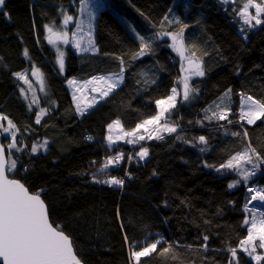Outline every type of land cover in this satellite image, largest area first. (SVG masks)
Instances as JSON below:
<instances>
[{"label": "trees", "instance_id": "1", "mask_svg": "<svg viewBox=\"0 0 264 264\" xmlns=\"http://www.w3.org/2000/svg\"><path fill=\"white\" fill-rule=\"evenodd\" d=\"M184 1L104 0L110 7L96 19L99 52L78 54L69 48L65 76L58 71L45 26L61 21V7L76 14L80 0H6L4 12L10 19L0 13V113L19 129L17 145L23 149L11 150L17 167L9 176L40 193L51 222L71 237L84 264H130L128 243L143 242L146 236L149 240L163 237L170 244L179 242L175 245L179 260L153 254L142 258L141 264H228L227 245L236 247L247 235V226L242 224L249 215L243 211L245 184L229 189L239 179L235 172L205 166L219 167L242 149V138L225 135V128L242 131L240 125L215 120L201 125L197 121L203 120V110L229 88L233 113L239 108L240 92L264 98V33L257 36L253 27L243 28L238 2ZM173 14L188 25L186 46H195L202 60L205 75L190 81L199 91L188 102L180 98L172 110L169 119L177 126L176 133L163 135V140L109 147L107 126L120 119L127 129H133L156 115L155 101L171 94L182 73L167 38L152 41V52L131 60L126 54L138 50L139 42L123 19L142 35L152 37L177 29L175 24L161 28L163 17L171 19ZM242 28L245 32H240ZM25 49L28 57L23 54ZM116 56L126 60L124 83L93 109L78 115L65 80L119 71ZM33 67L39 68L48 90L44 99L48 112L40 124L35 123L37 109L29 110L20 93V80L14 75ZM244 126L253 146L264 155V119L255 125L244 122ZM87 134L94 140L89 141ZM177 135L184 139L177 140ZM201 135L209 141L205 152L200 151L205 146L194 140ZM2 137L5 145L8 137ZM45 140L46 150L31 153L33 145ZM142 146L149 149V156L132 164V176L123 193L119 186L93 181V174L100 180L122 174L116 166L107 170L108 175L98 169L109 156L134 148L139 152ZM253 180L264 185L260 171ZM204 235L209 236L207 251L201 247ZM242 264L255 261L242 256Z\"/></svg>", "mask_w": 264, "mask_h": 264}, {"label": "snow or ice", "instance_id": "2", "mask_svg": "<svg viewBox=\"0 0 264 264\" xmlns=\"http://www.w3.org/2000/svg\"><path fill=\"white\" fill-rule=\"evenodd\" d=\"M237 0H222L223 4L236 3ZM243 7L239 10L238 15L243 19L245 25L250 28L264 24V0H260L259 3L256 0H242ZM6 7V0H0V13L8 16L7 12H4ZM110 4L105 3L104 0H80L79 12L81 14L87 12L88 16V31L84 32V21L81 20L76 25V31L71 34V41L69 39V33L67 31L54 32L53 27L46 25L49 36L47 37L50 44H55L57 40L67 45L70 42L74 47L81 52L97 53L99 49L95 46L93 39V21L97 19L98 13L102 12L106 8H109ZM250 9H254L253 14ZM63 11V10H62ZM234 11H236L234 9ZM172 13V9H169ZM10 19V16H8ZM74 17L64 13L63 26H67L73 21ZM177 25V29L173 31H161L154 34L152 37H146L141 35L136 29L131 28L132 33L136 40L139 42V48L136 51L127 53L131 60H136L144 55L153 51L152 41L160 39L162 37H170L172 44L170 45L173 50L181 57L182 60L187 61V67L182 66V70L186 73L182 77V93L173 87L171 94L163 99L155 101L158 106V113L149 119L143 120L137 124L131 131H125L123 125L119 119L114 120L108 127L109 135L107 136V142L109 145L115 144L117 140H122L125 137H132L128 143H137L145 140V135H139V130L143 129L147 134V139H159L163 140V135H155L154 133L167 132L169 134L177 132V126H172L173 122L169 121V115L171 110L176 108L178 97L184 102H188L193 97L194 93L199 90L190 85L191 76L203 77L205 70L202 60L197 56V49L195 46L188 47L185 43L184 32L188 27L183 23L178 15L173 14L170 19L168 15L163 17L161 21V28L164 25ZM243 32L244 29L242 28ZM55 37V39H53ZM87 37L86 46H84V39ZM247 39L245 35L243 37ZM58 51V64L61 71L65 67V53ZM187 53V54H186ZM24 56L28 57V50H24ZM105 55H109L105 53ZM115 59L119 60V72L110 73L106 76H93L91 80L87 81V84H96L98 87L93 88V91L100 93V98L103 99L109 96L116 88L123 83L124 72L126 70V60L124 56H116ZM19 80L27 84L29 89L32 90V98L29 103V109L32 105H39V99L36 96L35 90L32 88V82L28 79L27 73L17 72L14 74ZM32 76H36L40 80V90L44 91L45 83L39 68H36L31 72ZM70 85H76L77 82L69 80ZM152 83H155L153 80ZM22 94H25V89H20ZM79 91V88H77ZM240 97V105L237 113L232 112V89H227L221 97H218L217 101H213L208 108L204 109L203 120L197 121L203 125L207 120L212 122L213 120L227 121L228 124H239L242 131H229L225 128V125L221 124L220 128H225V135H231L244 140V146L235 154L231 155L226 162L216 167L215 165L205 164L206 167L215 168L217 172L224 170L225 172H235L239 179L234 180L228 185L229 189L235 188L241 183L246 186L247 195L245 197V204L243 211L249 215L242 221L244 226H247V235L240 239L238 246L233 247L226 245V250L230 253V259L228 264H242V256H246L255 261V264H261L264 262V252H258L257 249L264 250V185L256 183L253 178L257 176L258 171L261 170V166L264 165V155L261 151H258L257 147L253 146L249 137L247 127L244 126V122L247 125H255L257 121L264 119V98L256 99L252 95H248L244 92L237 94ZM25 99H28L25 94ZM74 99H77L74 96ZM95 101H93L94 103ZM92 103L87 105V108H91ZM87 108H83L79 103L76 105V111L82 116L86 112ZM48 109L40 108L39 113L36 115L35 123L40 124L41 119L46 115ZM237 116L238 118L233 120L231 117ZM164 121L161 124V121ZM3 122H6V126ZM191 123V122H190ZM149 126H152L151 130ZM113 129H118L122 135H117L115 138L112 135ZM0 135L3 133H9L11 142L6 146L8 149V156L11 155V150L15 149L17 152L23 151L18 147L16 133L19 131L16 125L7 115L0 113ZM91 140L92 137H87ZM177 140L184 139L182 136L177 135ZM194 140L198 141L201 152L207 151L208 139L201 135ZM185 143H192V141L184 140ZM47 140L40 145H33L31 153H37L41 148L47 149ZM193 146H197L193 144ZM136 155L144 160L149 156V149L147 147H141V150ZM125 159L123 153H119L114 157H108L103 166L98 169L100 173L108 175V169L110 167L120 164ZM131 159V158H130ZM250 166V167H249ZM17 167L16 159H9L5 154V145L0 144V264H82V261L78 258L74 251L73 242L69 235L65 233L62 227L53 226V223L49 219V211L45 201L41 198L39 192L33 194L29 189L16 179H9L8 172L14 171ZM155 174V173H154ZM93 181L95 183H103L112 186L124 185L123 178H117L109 176L108 179H97L93 174ZM251 181V183H249ZM255 202V203H254ZM234 203V202H233ZM251 205V206H250ZM259 205V206H257ZM205 223H209L205 221ZM123 228V225H121ZM151 235V234H149ZM126 242L129 241L127 234H124ZM209 240L208 235L203 236L204 243L201 247L207 251ZM179 242L167 243L163 237L154 238L149 240L145 237L143 242L133 241L128 243L129 261L130 264H141L142 258L151 257L153 254L165 259H171L173 261L179 260L178 253L176 252L175 245ZM189 249L191 245L187 246Z\"/></svg>", "mask_w": 264, "mask_h": 264}, {"label": "rangeland", "instance_id": "3", "mask_svg": "<svg viewBox=\"0 0 264 264\" xmlns=\"http://www.w3.org/2000/svg\"><path fill=\"white\" fill-rule=\"evenodd\" d=\"M237 2L241 5V7H240V10L242 9V7H243V2H242V0H237ZM256 2L257 3H259L260 2V0H256ZM79 8H80V4H79V6H78V8H77V13L76 14H74L73 12H71L72 11V9H70V8H63V7H61V12H62V14H61V17H62V19H61V21H60V23H57V22H55V21H53V22H51V23H49L48 24V26H51V27H53V31L54 32H59V31H67L68 33H69V39H70V41H71V34L73 33V32H75L76 31V25H77V23L79 22V21H81V20H83L84 21V25H83V27H84V32L86 33L87 31H88V16H87V12H85V13H83V14H81L80 12H79ZM63 10V11H62ZM250 11L253 13V14H255L254 13V9H250ZM67 13L68 15H72L73 17H74V19H73V21L67 26V28H64V26H63V19H64V13ZM98 15H99V13H98ZM97 15V16H98ZM242 19V18H241ZM123 22H124V24L127 26V28L129 29V31H130V34L135 38V36H134V33H132V31H131V28H133L134 27V25L131 23V22H129V21H127V20H125V19H123ZM93 39H94V42H95V46L98 48V46H97V44H96V35H95V25H96V20H94L93 22ZM241 25L243 26V28L246 26L247 27V25H245L244 24V22H243V19H242V23H241ZM135 28V27H134ZM136 29V28H135ZM136 31L137 32H139L137 29H136ZM253 31H255V34L257 35L258 33H260V32H263L264 31V24H261V25H258V26H256V27H253ZM140 33V32H139ZM141 34V33H140ZM142 35V34H141ZM49 36V33L47 32V35H46V40H47V42H48V39H47V37ZM162 38H167V39H169L170 40V44H172V41H171V38L170 37H167V36H165V37H162ZM53 39H55V37H53ZM86 42H87V37H85V39H84V46H86ZM49 43V42H48ZM52 45V48H53V50H54V52H55V56H56V65H57V68H58V71L62 74V75H65V67H64V70L63 71H61L60 69H59V64H58V51H57V49L59 48V50L60 51H63L64 53H65V64H66V57H67V52H68V48L69 47H71V49L73 50V51H75L76 53H78V54H83V53H92V52H81V51H78L75 47H74V45H73V43H69V44H67V45H65V44H63V42L62 41H60V40H57L56 41V43L55 44H51ZM172 48V47H171ZM172 51L174 52V55H175V60H177L179 63H181V70H182V66L183 67H187V65H186V62L187 61H184V60H182L181 59V57L173 50V48H172ZM187 54V53H186ZM36 68H30V69H28V70H26V71H23V72H21V73H27V75H28V79L32 82V88L35 90V92H36V96H37V98L39 99V105L37 106V105H32V108L31 109H29L30 111H32L33 109L35 110V109H37V112L39 113V109L40 108H46L47 109V106L46 105H44V99L45 98H48V90H47V87H46V83H45V80H44V83H45V89H44V91H41L40 90V80L36 77V76H32L31 75V72L32 71H34ZM115 72H119V71H115ZM115 72H109V73H103V74H96V75H93V76H106V75H108V74H110V73H115ZM125 72H126V70H125ZM125 72H124V80H123V83H124V81H125ZM186 75V73L182 70V73H181V76H180V79H179V83L175 86V88H177V90L178 91H180L181 93H182V87H183V85H182V77L183 76H185ZM93 76H90V77H87V78H79V77H77V76H74V77H71V78H67L66 80H65V83H66V86H67V88H68V90H69V93H70V95H71V99H72V101H73V104H74V107H75V110H76V105H77V103H79L80 104V106L81 107H83V108H87V105L89 104V103H92L93 104V106L91 107V108H87V110H86V112L85 113H87L88 111H90L91 109H93L96 105H98L99 103H101L103 100H105L107 97H105V98H103V99H101L100 98V93L99 92H97V91H93L92 89L93 88H95V87H98V85H96V84H87L86 82L87 81H89V80H91V78L93 77ZM191 77H196V76H191ZM44 79V78H43ZM75 80L76 82H77V84L76 85H70L69 83H68V81L69 80ZM122 83V84H123ZM122 84H120V86L122 85ZM119 86V87H120ZM19 88L21 89V88H23V89H25V94L27 95V97H28V99H25V94H22L21 93V91H20V93H21V95H22V98L24 99V101L27 103V105H29V103L31 102V98H32V90H30L29 89V87H28V85L27 84H24V82L23 81H21L20 80V85H19ZM77 88H79V91H77ZM117 89V88H116ZM115 89V90H116ZM114 90V91H115ZM113 91V92H114ZM111 94V93H110ZM109 94V95H110ZM74 96L77 98V99H74ZM180 98L178 97V100H179ZM178 100H177V102H178ZM93 101H95L94 103H93ZM157 106V105H156ZM29 108V107H28ZM157 108H158V106H157ZM173 110V109H172ZM171 110V114L170 115H172L173 114V111ZM158 111H159V109H158ZM77 112V111H76ZM84 113V114H85ZM158 113V112H157ZM77 114L78 115H80L78 112H77ZM169 115V116H170ZM81 116V115H80ZM169 118V117H168ZM120 120V119H119ZM121 121V120H120ZM169 121L171 122V120L169 119ZM4 124H5V126H6V122H3ZM121 123H122V125H123V128H124V130L125 131H131L132 129H127L125 126H124V124H123V122L121 121ZM164 123V121L162 120L161 121V124H163ZM172 126H176L174 123H172ZM149 128H150V130H151V128H152V126H149ZM134 129V128H133ZM2 131V130H1ZM139 135H145V140L144 141H148V140H151V139H147V134L144 132V130L143 129H140L139 130V133H138ZM165 134H169V133H167V132H160V133H154V137H155V135H165ZM3 135H5V136H7L8 138L4 141L5 142V146H7L10 142H11V137H10V134L9 133H3L2 134V136ZM109 135V132H108V130H107V133H106V136H105V142H106V144H107V146H109V147H112V148H114V146H116V145H121V144H124V145H130V146H134L135 144H137V143H142L143 141H139V142H137V143H128L127 141L129 140V139H133L132 137H125L124 139H122V140H117L116 141V143L115 144H112V145H109L108 144V142H107V136ZM112 135H113V137L115 138L117 135H122V133H120L119 132V130L118 129H113V131H112ZM154 139V138H153ZM47 142H48V140H47ZM43 144V143H42ZM142 147H146V146H142ZM7 148V147H6ZM140 150H141V148H140ZM137 151V150H136ZM11 154H12V152H11ZM109 157H114V156H109ZM8 158H9V161L11 160V159H13V155H11V158L8 156ZM15 171V170H14ZM263 252V251H262Z\"/></svg>", "mask_w": 264, "mask_h": 264}, {"label": "built area", "instance_id": "4", "mask_svg": "<svg viewBox=\"0 0 264 264\" xmlns=\"http://www.w3.org/2000/svg\"><path fill=\"white\" fill-rule=\"evenodd\" d=\"M87 137H92L93 138V136L90 135V134H87ZM93 140H94V138L89 140V141H93ZM136 152H137L136 148L131 149V150L127 151V152H123L125 159L120 164L116 165V167H119V168H121L123 170V173L118 175V176H116V177L117 178H123L124 181H125L124 184H126L127 181L132 176V173H131L132 164L134 162H138L139 161V157L136 155ZM123 186L122 187L119 186L121 191H122Z\"/></svg>", "mask_w": 264, "mask_h": 264}, {"label": "bare ground", "instance_id": "5", "mask_svg": "<svg viewBox=\"0 0 264 264\" xmlns=\"http://www.w3.org/2000/svg\"><path fill=\"white\" fill-rule=\"evenodd\" d=\"M186 2V1H184V0H175V3L176 2ZM98 17V16H97ZM61 19H62V17H61ZM60 23V22H59ZM240 32H241V30H240ZM243 32H245V29H244V31ZM264 33V31L263 32H260V33H258L257 34V36L259 35H262ZM95 35H96V25H95ZM52 46V45H51ZM70 49H71V47H69ZM68 48V49H69ZM75 52V51H74ZM62 75V74H61ZM63 76H65V75H63ZM191 79H192V77H191ZM191 79H190V81H191ZM178 83H179V81H178ZM177 83V84H178ZM65 85H66V83H65ZM191 85V84H190ZM67 87V86H66ZM69 91V90H68ZM136 153H138V152H136ZM148 158V157H147ZM146 158V159H147ZM146 159H144V160H146ZM144 160H141L140 158H139V161L138 162H143ZM260 172L262 173V175H264V165H262L261 166V170H260ZM256 183H258V184H261L259 181H257ZM128 186V181H127V183L126 184H124V186H123V188H122V191H121V193H123L124 191H125V189H126V187ZM247 193V192H246ZM255 203V202H254ZM251 206V205H250ZM257 206H259V205H257Z\"/></svg>", "mask_w": 264, "mask_h": 264}, {"label": "water", "instance_id": "6", "mask_svg": "<svg viewBox=\"0 0 264 264\" xmlns=\"http://www.w3.org/2000/svg\"><path fill=\"white\" fill-rule=\"evenodd\" d=\"M186 65H187V62H186ZM1 132V131H0ZM0 144H3V137H2V135H0ZM4 145V144H3ZM5 154H6V157L8 158V152H7V149H6V147H5ZM9 159V158H8ZM8 174V176H9V172L7 173ZM9 179H15V178H11L10 176H9ZM16 180H19V179H16ZM21 183H23L21 180H19ZM24 184V183H23ZM25 185V184H24ZM26 186V185H25ZM27 187V186H26ZM28 188V187H27ZM30 191V190H29ZM30 193H33V192H31L30 191ZM33 194H35V193H33ZM42 198V197H41ZM43 199V198H42ZM47 205V204H46ZM49 219H50V216H49ZM50 222H51V219H50ZM53 226L54 227H56L54 224H53ZM71 238V237H70ZM72 240V239H71ZM73 242V241H72ZM73 247H74V244H73ZM74 251H75V253H76V255L78 256V258L82 261V259L79 257V255L77 254V252H76V250H75V247H74ZM82 264H84V262L82 261Z\"/></svg>", "mask_w": 264, "mask_h": 264}]
</instances>
